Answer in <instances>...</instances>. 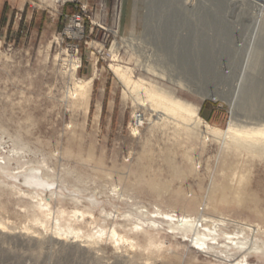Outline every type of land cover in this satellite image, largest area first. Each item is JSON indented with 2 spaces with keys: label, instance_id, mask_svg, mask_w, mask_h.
<instances>
[{
  "label": "rangeland",
  "instance_id": "rangeland-1",
  "mask_svg": "<svg viewBox=\"0 0 264 264\" xmlns=\"http://www.w3.org/2000/svg\"><path fill=\"white\" fill-rule=\"evenodd\" d=\"M2 1L0 157L9 163L0 171V264L240 262L241 257L228 258L220 250L192 247L155 213H185L181 206L168 205L179 193L196 199L187 204L189 214L213 220L221 214L264 230V160L245 162L250 169L245 191L253 194L262 215L224 202L220 142L188 138L172 120L162 123L110 65L126 67L134 81L197 106L199 118L210 127L224 130L232 118L248 128L264 124L257 95L264 88V0H68L54 5L7 0L1 6ZM76 18L79 34L73 28ZM71 56L79 60L75 78H93L87 111L79 106L75 112L64 101L72 82L64 60ZM135 113L145 119L139 135L132 133ZM11 185L48 200L46 222H35V215L42 219L31 209L37 202L11 191ZM86 208L91 214L82 220ZM67 224L79 231L73 245L49 240L53 233L64 239ZM111 230L119 243L109 239ZM90 234L95 236L89 240L91 250L76 248ZM148 241L154 246L146 248ZM260 260L252 255L248 264H264Z\"/></svg>",
  "mask_w": 264,
  "mask_h": 264
},
{
  "label": "bare ground",
  "instance_id": "bare-ground-1",
  "mask_svg": "<svg viewBox=\"0 0 264 264\" xmlns=\"http://www.w3.org/2000/svg\"><path fill=\"white\" fill-rule=\"evenodd\" d=\"M43 1H47L49 4L54 5V4H57L60 2L61 3L66 2L68 0H43ZM74 56H71L70 60H68V59L64 60L66 62H69L68 63L69 72H70L69 77H71V79H72L71 88L67 92L66 100L64 99V101L69 103V108L71 107V109H73V110H74V108L80 106V107L84 108V111H87L88 110L89 96H90V93L92 90L93 78H89L87 80H77L75 78L76 73H77V69L79 68V65H78L79 60L76 59V57H74ZM114 56H112V59L116 60ZM110 69L112 70L114 75L118 78V80L130 91V93H132V95H135L137 97L139 104L141 103V105H143V106L148 105L154 113L158 114V118H160V120L163 121L162 123L166 122L169 124L170 120H172L170 122L171 125L173 124V126L175 127L176 130H178L182 135H184L188 138H190L192 136H194V137L198 136L202 140H207L209 137L217 139L221 144V149H222V153H223L221 174L223 173V175H224V182L225 183L222 184L221 186H219V190H221L222 199L226 203L234 201L238 205H243L245 208L252 209V210H254V213L256 215L261 214V212L259 210H257V208H256L255 199L252 196L253 194H249V193L247 194V191H245V185L249 182V174H250V169L247 167V163H245V162H246L247 158H254V157L264 160V124H256L254 127L248 128V127L239 126L234 121L235 118H232L228 124V127L224 130H221L220 128L210 127V126L204 124L201 121V119L199 118L197 106L190 104L188 102H185V101H181V100L171 96L170 94L165 93V92L155 88L154 86H151V85L145 86V84L143 82H141V80L140 81H134L131 78L130 69H128L126 67H122L120 65H110ZM94 72H95V69H94ZM262 86L264 87V85H262ZM258 89H259V91L257 90V95H259V97H260L259 98L260 103L262 104V106H264V88H262V90H260V87H259ZM254 90H253V92H254ZM71 109H70V111H71ZM81 110H83V109H81ZM99 113H100V107L97 106V113L95 114L96 120L99 118ZM132 118H133L132 133L134 135H137L139 133L138 132L139 128H141L143 126L145 119H144V116L142 114H137V113L133 114ZM168 124H166V125H168ZM72 128H74V127H71V129ZM72 136H74V135H72ZM65 155H66V153H65ZM8 161H9L8 158L5 159V158L0 157V171L5 172L7 170L6 167L9 163ZM26 184L28 186H31V184L29 182H27ZM1 186H3V185H1ZM11 186H12V188L10 187L11 191H17L18 195H22V196L25 195L26 197L29 196V199H32L33 201L37 202L36 205L34 203H33L34 205L31 203L32 204L31 209L32 210H33V208L37 209L38 213L42 216V219H40V217H38V215H35V216H37V219L35 220V222H42L43 221L42 223H44V221L47 219V216L49 217V215L47 214L49 212V211L47 212V210H49L48 209V207H49L48 200L46 198H42V195L38 194L35 191L34 192L23 191V190H20L19 188H16L14 185H11ZM6 189L10 190L9 188H6ZM114 189L112 190V195L117 194L116 193L117 190L116 189L114 190ZM227 191L229 192L230 195H232V197H231V199H229V201H227V198H228ZM1 193H2V191H1ZM3 194H5V193H3ZM174 195L175 196L173 198L171 197L168 199L169 200V204H168L169 207L173 206L176 208V206H181V208L185 210V213H183V214L180 213L181 216L177 217V216L171 215L170 213H162L158 209L155 214L157 216L158 215L161 216L162 218H164L166 220V222H168L166 224L169 225L170 230L180 233V235L183 238L190 239L191 243L193 245L192 247H194L200 251L202 250V251H206V252L213 251V250H215V251L220 250V252H223L228 258H234V257L239 258V257H241L242 260L240 262H237V264H248V260L252 255H256L261 260H264V241H259V239H258V237L260 235L264 236V230L260 226H258V225L253 226V225H250L249 223L247 224L245 222L242 223L239 221H232V220L230 221L229 219L223 217V215H221V214L217 220L205 218L202 215L199 216L198 214L194 213V212H196V210L195 211L193 210L194 214H189L186 212L187 204L188 205H189V203L195 204L194 202L196 199L193 200L194 199L193 198L191 200H189V199L187 200L183 196H180L179 193H176ZM29 208H30V206H29ZM137 210H138V208H137ZM86 211L87 212H85V213L84 212L80 213V219L82 218V220H83L84 214H91L89 208H86ZM143 211H145V210L143 209ZM216 212L217 211H215V213ZM139 213H141V212H139ZM73 214H76V213H73ZM62 215H64V214L62 213ZM151 216H152V214H151ZM57 217H59V216H57ZM136 217L137 216H135V218ZM152 217H154V215ZM139 218H141V217H139ZM74 219H75V217H74ZM263 219H264V216H263ZM136 220H138V219H136ZM139 222H141V221H139ZM72 223H74V222H72ZM148 223H150L152 225V227H154L156 225L155 221H151V222L149 221ZM144 224H146V223H144ZM144 224H143V226H144ZM68 225L69 224L66 225L67 226V229H66L67 232L63 231V230H62L63 233L61 232L63 234L62 236H64V239L59 238L60 233L59 234L53 233L52 236L48 237L49 240H51L52 242H55V243L66 240L70 246L73 245V243L76 242V239L78 240L79 231H77V232L74 231L73 228L71 229L70 227H68ZM73 225L74 224H72V226ZM88 225H89V223H88ZM63 226H64V224L62 225V227ZM74 226L77 228L76 225H74ZM137 226H140V223L134 225V230L136 229ZM57 228H59V227L57 226ZM57 228H55V231L59 230ZM229 228H233L231 232H228ZM111 231L112 232H110V238L109 239H112L113 241L117 240L116 243H119L118 242L119 239H116L119 235L116 236L115 231L114 230H111ZM141 232H143L142 229H141ZM80 233H82V232H80ZM172 233H174V232H172ZM67 234H71V236L73 235L74 238L72 240H69V239L67 240V236H66ZM91 234L86 236L88 239V242H83V244H77V243L74 244L76 246V248H78V249L87 248V249L91 250L94 242L93 241L89 242V240L91 241V240H94V238H95V236L93 238V236ZM99 234H100V232H99ZM68 237H70V235ZM122 237L120 238V241H122V243H123L124 242L123 240H125V239ZM57 244H60V243H57ZM152 245L154 246V243H152L151 241H148V243L146 244L145 247L150 248V246L152 247Z\"/></svg>",
  "mask_w": 264,
  "mask_h": 264
},
{
  "label": "built area",
  "instance_id": "built-area-1",
  "mask_svg": "<svg viewBox=\"0 0 264 264\" xmlns=\"http://www.w3.org/2000/svg\"><path fill=\"white\" fill-rule=\"evenodd\" d=\"M103 1H104V0H97L98 3H102ZM80 26H81L80 19H78V18L74 19V20H73V28L76 29L77 34H79V32H80V30H78V29L80 28ZM74 52H75L74 54H75V56H76V54H77V50L75 49Z\"/></svg>",
  "mask_w": 264,
  "mask_h": 264
},
{
  "label": "crops",
  "instance_id": "crops-1",
  "mask_svg": "<svg viewBox=\"0 0 264 264\" xmlns=\"http://www.w3.org/2000/svg\"><path fill=\"white\" fill-rule=\"evenodd\" d=\"M5 1H7V0H3V1H2L1 6L4 4ZM9 1H10V2H17L16 0H9ZM21 6H23V5H21ZM0 12H1V8H0Z\"/></svg>",
  "mask_w": 264,
  "mask_h": 264
}]
</instances>
